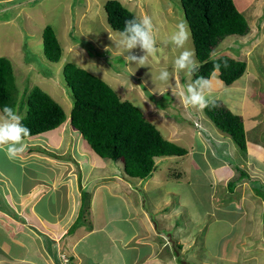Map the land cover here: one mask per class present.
<instances>
[{
    "label": "rangeland",
    "instance_id": "rangeland-1",
    "mask_svg": "<svg viewBox=\"0 0 264 264\" xmlns=\"http://www.w3.org/2000/svg\"><path fill=\"white\" fill-rule=\"evenodd\" d=\"M107 1L109 0H45L41 2L40 11L33 13L32 16L35 18L25 15L18 20L15 19L13 8L0 5V57L11 61L20 100H25L29 90L37 86L49 93L63 107L65 113L71 114L74 94L65 79V66L69 63L79 64L80 67L102 78L123 100H128L143 110L149 120L154 119L150 122L165 139L175 134L177 140L171 142L190 152L187 156L179 157L171 163L162 160L158 165L162 174L176 176L182 184L174 187V183L163 182L160 189L153 191V193L168 190L172 192L166 196L171 199L172 205L179 212L178 222H182L185 228H180L181 233L186 238L189 234V239L192 232L197 233L195 239L199 236L194 240L196 244L193 248L196 252L193 256L190 255L191 257L185 256V260L188 259L186 263L264 264V212L259 223V204L256 212L253 213L254 224L247 225L241 239L238 238V228L243 225L240 223V218H237L231 227L220 225L221 228L216 231L218 238L225 236L226 233L232 237L229 240L225 239L227 244L223 249L212 246L213 243H209L210 240L206 239L210 228L208 224L202 225L204 226L202 231L199 226L198 232L186 230L191 215L180 205L182 197L187 201L192 200L193 197L195 198L193 190L203 191L211 184L215 198L226 197V201L222 200L220 203L221 207H216V214L223 217L226 215L223 212L226 209L231 211L233 204H237V212L240 210L242 195L237 193L238 183L250 181L251 173H260L264 178L262 171L264 166L259 167V158L262 154L259 157L261 151L257 147L259 131L264 136V39L259 41L260 37H258L257 43L244 45L247 43L245 36L227 38L221 44L218 56L229 55L234 59L244 60L247 63V72L231 86L224 85L220 78L216 77V82L211 81L215 79L214 76L210 79L209 99L211 101L215 98L221 99L227 108L243 117L248 145L251 148L250 160L247 162L244 161L248 159L249 151L246 155L238 148H230L231 154L227 159L232 163L231 167L238 177L232 180V186L236 190L228 195L227 188H222L209 176L211 171L207 166L200 164L198 170L194 166V160H199L200 163L203 161L202 153L211 152L208 149V142L212 137L225 136L229 141L232 140L215 126L204 109L201 111L186 107L181 100V93H186L187 85L194 81L193 74L191 76H187L184 72L177 74L174 70V60L183 49L175 47L170 37L179 23L185 22L188 25L181 0H131L130 2L118 0L139 19L149 17L155 25L159 51L155 56H150L143 67L125 60L130 54L143 56L144 53L139 48L128 53L120 46V33L114 31L107 21L105 11ZM263 1L235 0L250 26L252 23L259 25V14L264 13V6L263 10L259 9V3ZM60 2H64L69 7L71 4V15L64 13V8L58 5ZM47 26L55 32L63 48V56L59 63L50 62L45 55L43 32ZM258 34L261 35L262 32L259 33L258 30ZM185 47L195 52L191 30L190 39ZM163 70L171 74L168 82H161L158 79ZM55 81L57 82L53 83ZM219 90L222 92L217 93ZM27 112L28 107L25 105L23 116ZM172 123L180 127L188 126L191 129L170 130L168 125ZM211 145H215V141H211ZM261 146L264 148V140L261 141ZM225 148V150L229 149V147ZM230 151H223V158ZM192 155L196 156L194 160ZM207 158L213 166L218 165L213 162L218 161V158L211 156ZM0 162L1 171L11 174L14 181L20 178L21 170L16 164L4 161L2 152H0ZM261 163L264 164V161ZM240 170H244L243 175L238 174ZM259 181V177L256 176L252 180L250 189L258 197L259 192L264 191V182ZM242 188L243 186L240 187L241 190ZM260 197L263 199L262 196ZM231 217L236 218L233 215ZM222 221L223 219L219 223ZM171 222L173 221H169ZM224 249L226 251H223Z\"/></svg>",
    "mask_w": 264,
    "mask_h": 264
},
{
    "label": "crops",
    "instance_id": "crops-1",
    "mask_svg": "<svg viewBox=\"0 0 264 264\" xmlns=\"http://www.w3.org/2000/svg\"><path fill=\"white\" fill-rule=\"evenodd\" d=\"M42 1L45 0H0V5L13 8L18 20L39 12ZM58 5L64 8V13L71 15V4L70 7L64 2ZM263 6L264 1L259 3V9L263 10ZM251 25L244 45L257 43L258 37L259 41L264 39V13L259 14V25ZM214 77L210 78L212 82H216L219 73ZM220 92L222 90L217 93ZM213 100L221 101L219 98ZM66 115V122L59 128L27 138L28 147L19 158L11 160L0 151L4 161L16 164L21 170L20 178L15 181L11 174L0 170V264H61L59 257L63 254L71 264H188L185 256L194 255V240L199 236L195 239L197 233L192 232L189 239V234L186 238L181 233L180 228L184 227L178 222L179 212L166 196L172 192L153 193L163 182L174 183V187L182 184L176 176L162 174L158 166L162 160L171 163L179 157L157 158L156 170L147 180L129 179L123 163L101 158L71 125V114ZM168 128L191 129L173 123ZM167 140L175 142L177 139L173 134ZM263 140L259 131L260 168L264 166L261 163L264 161ZM211 141H215V145H211ZM231 142L225 136L212 137L208 142L211 152L202 153L201 163L192 155L195 168L198 170L200 164L207 166L211 171L209 176L219 186L227 188L228 195L236 190L231 184L238 177L227 159L230 148H237ZM225 147L229 149L225 150ZM248 149L251 150L250 146ZM223 151L230 152L223 158ZM187 152L188 155L190 152ZM210 156L218 158L213 161L218 165L213 166L207 160ZM248 160L250 151L244 162ZM256 176L259 182H264L260 173H251L250 181L238 183L237 193L242 195L240 210L237 212V204H233L231 211L223 212L226 214L223 217L216 214V207H221L220 203L226 201V197L215 198L211 184L203 191L193 190L195 198L192 200L182 197L180 205L191 215L186 230L198 232L199 226L202 231V225L208 224L206 239L213 243L212 246L223 249L227 244L225 239L232 237L226 233L218 238L216 231L223 224L233 226L240 218L243 225L238 228V238L241 239L247 225L254 224L257 204L259 223L264 212L263 192H259L258 197L250 190Z\"/></svg>",
    "mask_w": 264,
    "mask_h": 264
},
{
    "label": "trees",
    "instance_id": "trees-1",
    "mask_svg": "<svg viewBox=\"0 0 264 264\" xmlns=\"http://www.w3.org/2000/svg\"><path fill=\"white\" fill-rule=\"evenodd\" d=\"M181 2L199 61L193 80L201 76L210 79L213 65L219 63L220 80L226 86L233 85L246 74L247 63L224 55L218 56V52L227 38L249 34L246 17L235 0ZM105 11L109 26L119 33L127 20H139L118 0L107 1ZM43 38L47 59L59 63L63 48L51 27L45 28ZM225 63L227 68L224 67ZM64 74L74 94L71 125L101 158L121 161L129 179H149L156 170L157 158L187 155L186 149L162 136L143 110L123 100L103 79L74 63L65 66ZM14 80L10 60L0 57V109L7 104L23 116L26 105L28 112L23 116V123L31 130L29 137L55 130L66 122L65 110L49 93L36 86L26 94V101L20 100ZM212 102L204 109L207 116L231 138L240 152L247 155L249 145L243 117L232 112L220 100ZM239 172L243 175L242 170Z\"/></svg>",
    "mask_w": 264,
    "mask_h": 264
},
{
    "label": "clouds",
    "instance_id": "clouds-1",
    "mask_svg": "<svg viewBox=\"0 0 264 264\" xmlns=\"http://www.w3.org/2000/svg\"><path fill=\"white\" fill-rule=\"evenodd\" d=\"M120 37V46L125 52L132 53L133 50L139 48L144 53L143 56L130 54L125 57L127 62L140 67L145 66L148 58L155 56L159 51L155 25L149 17L127 20L124 29L120 32ZM189 39L190 30L185 22L179 23L170 37L171 43L175 47L183 49L174 60V70L177 74L184 72L187 76H191L199 68V61L196 59L195 52L185 47ZM224 67H228L227 63L224 64ZM220 68L221 65L215 63L212 75L218 73ZM170 75L169 71L163 70L158 79L161 82H168ZM209 85L210 79L202 76L189 83L186 93H181L183 104L186 107L197 108L201 111L207 108L210 103H213L209 99ZM23 119L24 117L14 107L7 104L0 110V151L5 152L11 160L19 158L28 147L26 140L31 135V130L24 125Z\"/></svg>",
    "mask_w": 264,
    "mask_h": 264
},
{
    "label": "built area",
    "instance_id": "built-area-1",
    "mask_svg": "<svg viewBox=\"0 0 264 264\" xmlns=\"http://www.w3.org/2000/svg\"><path fill=\"white\" fill-rule=\"evenodd\" d=\"M60 261H61V264H71L70 263V260H69V258L67 257V256H65V255H60Z\"/></svg>",
    "mask_w": 264,
    "mask_h": 264
},
{
    "label": "bare ground",
    "instance_id": "bare-ground-1",
    "mask_svg": "<svg viewBox=\"0 0 264 264\" xmlns=\"http://www.w3.org/2000/svg\"><path fill=\"white\" fill-rule=\"evenodd\" d=\"M47 17V16H46Z\"/></svg>",
    "mask_w": 264,
    "mask_h": 264
}]
</instances>
